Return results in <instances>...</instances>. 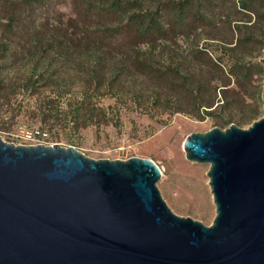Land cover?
Listing matches in <instances>:
<instances>
[{
  "label": "rangeland",
  "instance_id": "obj_1",
  "mask_svg": "<svg viewBox=\"0 0 264 264\" xmlns=\"http://www.w3.org/2000/svg\"><path fill=\"white\" fill-rule=\"evenodd\" d=\"M121 1L126 7L138 2L128 6L131 11L155 13L164 0ZM113 2L0 0V44L6 43L0 48V137L9 144L31 146L34 142L27 135L39 132L37 145L74 147L96 160L150 159L162 170L157 187L169 208L180 217L210 226L216 217L207 175L210 165L188 161L184 143L191 134L216 127L225 130L231 122L248 129L264 117V23L251 11L233 15L230 26L228 0L219 7L214 4L220 0H202L208 18L197 29L205 34L199 44L208 47L206 55L220 64L222 72L209 62L193 61L187 72L181 67L179 73L160 75L148 69L149 62L143 67L138 64L147 54L146 44L160 34L143 40L134 24L118 16ZM168 9L174 11L173 6L163 7L160 15L167 29L171 27L165 18ZM12 15L16 16L13 24L8 21ZM252 34L256 41L244 40ZM35 35H63L69 54L45 44L32 45L29 40ZM95 41L103 47L106 61L98 67L101 85L96 87L95 55L86 49ZM236 41L237 57L245 61V69L228 57ZM161 59L154 60L155 67L169 63L168 58ZM42 76L51 83L26 89L28 78ZM184 77L194 86L204 80L206 90L215 93L219 106L214 104L210 115L194 105L191 93L176 86ZM58 88H64L62 94ZM252 113L255 117L238 123Z\"/></svg>",
  "mask_w": 264,
  "mask_h": 264
},
{
  "label": "water",
  "instance_id": "obj_2",
  "mask_svg": "<svg viewBox=\"0 0 264 264\" xmlns=\"http://www.w3.org/2000/svg\"><path fill=\"white\" fill-rule=\"evenodd\" d=\"M184 151L210 165V226L169 208L150 159L0 137V264H264V117L191 134Z\"/></svg>",
  "mask_w": 264,
  "mask_h": 264
},
{
  "label": "trees",
  "instance_id": "obj_3",
  "mask_svg": "<svg viewBox=\"0 0 264 264\" xmlns=\"http://www.w3.org/2000/svg\"><path fill=\"white\" fill-rule=\"evenodd\" d=\"M206 1V0H205ZM223 1L226 2L227 0H220L219 5H217V2L214 4L216 7L223 5ZM230 3L229 15L226 17L227 23L231 26L233 24L232 17L233 15L240 14L241 12H251L255 14L260 22L264 23V0H257L260 3V9H258L255 4L257 3L256 0H228ZM127 7L123 6L121 0H115L113 2V9L116 10V13L121 18L126 17L127 20L130 22V25L137 28V32L140 33V37L143 40H146V38H152L154 35L160 34L156 39H151L146 45L149 46L147 50V54L145 55L144 60L140 63L142 67L146 65L147 62L149 64L147 65L148 69H154V73L158 72L160 75L165 72H175L179 73V70L181 67L191 70V67L194 65L193 61L197 63V65H206L207 62L210 63L212 67H215L217 70L222 72V69L220 67V64L213 63L212 59L209 58L206 54L210 53L208 47H202L199 42L202 40V35L197 30L198 27L201 25H204V23H207L208 16L206 15L208 7L207 5L203 4L202 0H178L174 1L171 0L169 2H166L165 0L159 3L158 12L151 13L148 11H143L142 13L134 12L129 10L128 6L132 5H138V2L136 3H127ZM171 4V5H170ZM174 7V11H171L170 9L166 10L165 18L170 21L169 24H171L170 28L167 29L166 25H162L160 23V15L162 13V8H170ZM206 12V13H205ZM11 24H13L16 21V16L12 15L9 20ZM134 24V25H133ZM194 24V25H193ZM262 29V28H261ZM237 30L240 33L242 32L241 27L237 26ZM161 33L167 34V36L161 35ZM247 39L244 40H254L256 39L252 35H249L246 37ZM206 41V40H204ZM238 41V38H237ZM237 41L235 46H231L230 48V54L229 59L234 60L238 67L245 69L246 63L243 59H240L237 57L238 47H237ZM29 42L32 45L37 44H45L49 45L50 47H55V49L68 52L67 47V39L65 40V37L63 35L59 37H53V35L48 37H40L38 35L32 36L29 40ZM145 43V42H143ZM205 43V42H204ZM203 43V44H204ZM239 43H242V39L239 40ZM183 45V46H182ZM233 45V44H232ZM6 43H1L0 48H5ZM87 51L92 53V55H95V72L92 73V76L96 79L94 87L96 85H101L100 80L98 79V67L101 65L104 66L106 61L104 59V54H101L103 52V47H101L96 41L91 42L90 44H87ZM208 46V45H207ZM78 48V47H75ZM236 56V58H231ZM166 59L168 58L169 63H163L159 62L160 67H155L157 61H154L155 59ZM161 59V60H162ZM208 63V64H209ZM112 80V79H111ZM201 81V82H200ZM196 86L190 81L189 77H184L182 84H177L176 86H179L186 90L188 93H191L194 99V105L198 108L202 107L204 108V111L207 112V114L210 115L211 110L213 108V105L216 104L217 107L218 102L216 101V95L215 93H209L206 90V85L203 82L204 80H200ZM39 82H43V84H50V79H43V76L40 79L35 80L33 77L28 78L27 81H25L26 89L27 90H34L37 88V85ZM176 82V81H175ZM1 84V81H0ZM196 87V89L194 88ZM64 88H58L57 92L58 94H62ZM66 91V89H65ZM221 91L225 90H219V93ZM214 92V91H213ZM225 93V92H222ZM221 93V94H222ZM216 101V103H215ZM225 103H223L224 105ZM216 107V108H217ZM179 112V111H178ZM177 110L173 111V113H178ZM77 116H75L76 118ZM253 117H255V114L252 113L251 116L245 117L239 120L238 123H243L246 120H250ZM228 127L231 126V123H227Z\"/></svg>",
  "mask_w": 264,
  "mask_h": 264
},
{
  "label": "built area",
  "instance_id": "obj_4",
  "mask_svg": "<svg viewBox=\"0 0 264 264\" xmlns=\"http://www.w3.org/2000/svg\"><path fill=\"white\" fill-rule=\"evenodd\" d=\"M38 137H40V133L39 132H36L35 134H30V135L28 134L27 135V138L29 140L33 141L34 142V145H37L38 144V142H35L36 141V138H38Z\"/></svg>",
  "mask_w": 264,
  "mask_h": 264
}]
</instances>
